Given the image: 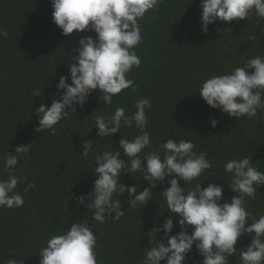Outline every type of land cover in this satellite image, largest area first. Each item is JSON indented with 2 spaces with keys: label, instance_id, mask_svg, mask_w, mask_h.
Instances as JSON below:
<instances>
[{
  "label": "trees",
  "instance_id": "trees-1",
  "mask_svg": "<svg viewBox=\"0 0 264 264\" xmlns=\"http://www.w3.org/2000/svg\"><path fill=\"white\" fill-rule=\"evenodd\" d=\"M200 3L201 0H163L157 9L150 10L140 22L142 43L136 52L141 65L129 74L137 86L136 92L124 90L114 97L111 107L103 108L106 102L99 99V90L93 91L89 102L83 108L77 106L76 113L62 121L63 126H58L59 130L52 135L50 130L36 131L39 124L35 109L42 102L51 106L49 94L55 93L54 85L60 76H69V63L78 55L74 50L79 47V40L85 36L95 38L96 34L85 31L63 35L53 22L51 0H0V27L8 32L6 38L0 37V179L8 177L3 168L4 154L14 152L18 145L33 143L29 158L17 165V172L28 178L17 187L24 196V206L0 208V264L11 258L22 264H39L36 254L49 233L84 220L87 209L77 203L76 197L92 190L95 153L81 156L82 143L92 140L93 150L101 152L112 145L118 149L121 134L129 139L139 134L133 126L122 129L121 134L99 138L94 116H107L115 107H124L131 114L141 96L152 104L146 112L151 150L172 138L190 140L196 145L195 151L207 152L213 167L194 183L203 180L202 189L209 183L224 185L221 203L238 195L225 180L229 176L223 168L227 160L250 154L257 168L264 171V112L252 119L237 120L207 106L198 95L201 81L211 74L243 66L253 56L264 57V19L218 21L209 25L204 34ZM226 29L231 31L225 33ZM36 91L40 96L34 98ZM211 119L218 121L214 128ZM120 159H125L123 152ZM27 183L36 187L25 194ZM121 183L132 186L137 181L128 175L122 177ZM180 185L184 187V182L180 181ZM139 186H148L142 177ZM167 186L165 181L153 189L152 199L141 210L123 203L125 217L121 222L109 220L98 225L88 213L97 236L98 264H136L138 249L150 247L151 237L147 233L154 227V220L158 221L155 226H159L169 218L166 205L158 200ZM127 198L125 193L120 199ZM246 205L253 217L264 215V187L257 190L254 199L246 200ZM161 210H165L162 215ZM61 220L64 223H59ZM179 231L176 224L173 234ZM188 231L190 234L191 227ZM250 242L248 235L239 238L237 252ZM201 261L193 246L185 264ZM229 264H239V255L230 257Z\"/></svg>",
  "mask_w": 264,
  "mask_h": 264
},
{
  "label": "clouds",
  "instance_id": "clouds-1",
  "mask_svg": "<svg viewBox=\"0 0 264 264\" xmlns=\"http://www.w3.org/2000/svg\"><path fill=\"white\" fill-rule=\"evenodd\" d=\"M51 3L53 22L63 35L85 31L96 34L95 38L85 36L79 40V47L74 50L78 55H74L69 63V76H60L54 85L55 93L49 94L51 106L42 102L35 109L39 124L36 131L50 130L55 135L58 126H63L62 121L76 113L77 106L83 108L89 102L93 91L99 90V99L106 102L103 108L111 107L114 97L124 90L136 92L137 86L129 74L141 65L136 52L142 43L140 22L163 0H51ZM200 8L204 34L208 33L209 25L218 21L264 19V0H201ZM230 31L226 29L225 33ZM7 36L8 32L0 27V37ZM69 79L71 83H68ZM33 95L35 98L40 93L36 91ZM198 95L207 106L231 118L256 117L258 112H264V57L253 56L243 66L232 67L223 74H211L201 81ZM151 107V101L141 96L136 99L135 111L131 114L124 107H115L107 116H94L99 138L121 134L122 129L133 126L139 134L131 139L121 134L118 149L112 145L101 152L93 150L92 140H84L81 156L95 153L92 190L76 197L87 213L82 222L48 234L45 245L36 254L39 264H98L97 236L88 213H91V221L98 225L109 220L121 222L125 217L123 203L126 202L128 208L143 209L153 197L152 190L165 181L168 186L160 194L162 199L158 200L166 205L169 218L159 226H155L158 221L154 220V227L147 233L151 237L150 247L138 249L136 264H185L193 246L202 257L201 264H229L230 257L237 254L239 264H264V215L253 217L246 205V200L254 199L257 190L264 187V171L257 168L250 154L227 160L223 168L229 176L224 178L231 191L238 195L230 202L221 203L224 185L209 183L202 189L203 180L194 183L213 167L207 152L195 151L196 145L190 140L172 138L157 150H151L150 133L146 131V112ZM210 124L214 128L218 121L211 119ZM32 144L18 145L14 152L4 154L3 168L8 177L0 179V208L24 206V196L17 187L28 178L17 172V165L29 158ZM121 152L125 157L123 160L120 159ZM128 175L135 177V185L121 183L122 177ZM141 177L147 187L139 186ZM180 181L184 182V187ZM35 187L34 183H27L24 193ZM125 193L128 198L122 201L120 198ZM165 210H161V215ZM177 217L179 219L175 220ZM176 224L180 231L173 234ZM189 227L192 229L190 234ZM244 235L250 236L251 242L237 252L235 246ZM4 264L22 262L11 258Z\"/></svg>",
  "mask_w": 264,
  "mask_h": 264
}]
</instances>
